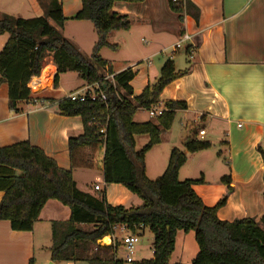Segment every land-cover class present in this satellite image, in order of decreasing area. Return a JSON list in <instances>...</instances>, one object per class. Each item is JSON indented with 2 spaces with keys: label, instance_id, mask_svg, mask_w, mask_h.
Instances as JSON below:
<instances>
[{
  "label": "crops",
  "instance_id": "obj_1",
  "mask_svg": "<svg viewBox=\"0 0 264 264\" xmlns=\"http://www.w3.org/2000/svg\"><path fill=\"white\" fill-rule=\"evenodd\" d=\"M40 1L44 0H0V15L22 19L28 15L41 17ZM57 1L63 17L68 20L62 28L49 23L79 53L90 58L97 41L93 26L89 22L71 20L81 8V0ZM186 1L197 11V20L184 10L181 13L171 11L168 0L116 2L112 11L128 17L130 27L127 31L108 34V45L115 46L113 55L108 59H102L100 55V58L108 63L113 74L126 69L134 73L129 84L131 98L154 85L161 68L169 60L173 62L175 73L185 72L184 76L167 85L159 96L158 106L163 109L170 101L186 105L185 110L175 112L169 130L160 129L159 145L166 143L169 153L178 149L186 154L187 160L179 169L178 180H202L192 188L206 207L215 206L225 195L226 187L220 179L229 173L232 175L233 192L216 213L220 221L231 223L252 219L258 222L264 215L261 197L264 190L261 158V153L264 154V0ZM184 36H188V40L174 50V45ZM7 39V34L0 35V51ZM180 52L185 59L179 63L177 55ZM116 63L120 65L118 70H114ZM55 74V65L46 58L39 77L31 78L27 85L35 101L17 103L14 109L8 105L6 85H0V148L28 142L42 150L59 168L71 170L80 191L91 195L104 193L107 204L113 207L138 206L140 201L124 187L105 185L99 168L71 169L68 140L82 134V121L80 117L61 116L56 106L67 95L82 93L88 86L75 74L79 84L66 91L61 85L65 74L58 76L56 86L53 84ZM136 114L147 117L134 116V123L156 124L157 117H150L148 110L137 109ZM200 131L204 132L202 137ZM193 138L209 143L210 148L186 153L184 142ZM139 140L148 142L146 136H138L135 144ZM82 152L93 154L95 163L102 158L100 150L83 149ZM1 173L5 174L3 170ZM83 177L89 181V189L79 187ZM0 182L3 183L1 178ZM94 187H98V191ZM3 196L0 188V201ZM69 216L68 208L49 200L30 232H15L8 222L0 221V264H29L31 261L32 264H87L84 261L53 263L50 260L51 223L66 222ZM135 235L138 245L133 263L124 262L123 233L116 232L115 240L106 236L97 243L100 247H110L115 259L122 264L153 259L152 234L148 229H142ZM197 253L194 233L179 231L175 235L169 264H192ZM104 254L102 258H106L107 253Z\"/></svg>",
  "mask_w": 264,
  "mask_h": 264
},
{
  "label": "trees",
  "instance_id": "obj_2",
  "mask_svg": "<svg viewBox=\"0 0 264 264\" xmlns=\"http://www.w3.org/2000/svg\"><path fill=\"white\" fill-rule=\"evenodd\" d=\"M124 0H81V8L71 19L92 24L97 41L90 58L84 57L60 32L68 20L63 17L57 0L40 1L43 16L33 19L0 15V35L8 39L0 51V85L7 87L10 108L17 103H33L27 85L31 78L39 77L46 58L56 67L53 84L58 76L77 74L87 86H97L105 101L57 103V112L64 117H80L83 132L68 140L71 169L99 168L105 185H120L135 196L136 207L110 206L104 193L91 195L80 191L71 174L63 170L42 150L28 142L0 148V186L4 196L0 201V221L9 223L15 232H30L37 222L45 203L55 200L70 211L66 222L51 223L50 260L53 263L84 261L87 264H122L115 259L112 249L100 247L98 241L113 236V227L125 226L131 234L148 229L153 236V259L134 264H169L175 235L181 231L193 232L198 253L192 264H264V215L258 222L252 219L234 222L220 221L216 213L225 205L233 192L232 175L220 179L226 187L225 195L213 207L203 205L193 191L202 180H178L179 169L185 164L186 154L172 149L167 166L160 177L149 180L145 175V156L160 143V129L169 130L177 110H185L180 102H166L156 124L134 123L137 109L149 110L159 105L162 90L185 72L175 73L172 61L160 70L154 85L146 87L134 98L130 82L134 73L126 69L113 74L99 52L115 46L107 43V36L114 31H127L128 17L112 11L116 2ZM175 13L193 15L197 11L186 0H168ZM107 71L113 84L101 72ZM96 91V93H97ZM146 136L148 142L135 152V137ZM184 151L194 154L210 148L207 142L189 139ZM83 149L102 151L98 163L93 154H83ZM263 184H264V154ZM1 170L5 174L1 173ZM16 172L18 174H16ZM264 202V190L261 195ZM103 253V254H101ZM102 258L101 255H106ZM108 253H113L109 256ZM32 264V261L29 263Z\"/></svg>",
  "mask_w": 264,
  "mask_h": 264
},
{
  "label": "rangeland",
  "instance_id": "obj_3",
  "mask_svg": "<svg viewBox=\"0 0 264 264\" xmlns=\"http://www.w3.org/2000/svg\"><path fill=\"white\" fill-rule=\"evenodd\" d=\"M34 18L35 16L33 15H28L27 17H25L24 19H29V18ZM73 25V24H71ZM112 49L111 48H102V50L100 51L99 56L101 55L102 59H108L112 57ZM178 62L180 63V60L184 61L185 57L183 56V52H180L178 55ZM183 63V62H182ZM182 65V64H181ZM114 70H118L120 68L119 63H116L114 65ZM102 75L104 77L109 76V74L106 71L101 72ZM61 85L62 87L66 90H72L73 88H75L79 82L78 79L76 78V75L74 73H66L62 79H61ZM31 93V92H30ZM36 94H34L35 96ZM37 96V95H36ZM136 114V113H135ZM135 117H144V119L147 117L146 114H136L134 115ZM141 139V138H140ZM146 144V141H140L136 142L135 144V152H138L144 145ZM154 149V150H152ZM150 150V152H148L145 156V175L149 180H155L158 177H160L162 175V173L164 172L167 163H168V158H169V146L164 143V144H158L153 146ZM81 181L79 182V187L80 188H84V189H89V181L86 180L85 177H83L82 179H80ZM87 182V183H86ZM87 184V187H86ZM92 190V189H91Z\"/></svg>",
  "mask_w": 264,
  "mask_h": 264
},
{
  "label": "built area",
  "instance_id": "obj_4",
  "mask_svg": "<svg viewBox=\"0 0 264 264\" xmlns=\"http://www.w3.org/2000/svg\"><path fill=\"white\" fill-rule=\"evenodd\" d=\"M172 2L174 3L175 0H172ZM188 36H184L181 41H179L178 43H176L174 45V50H177L181 47V44L188 40ZM106 80H110L111 83L113 84V78L112 76H107L105 77ZM96 86V85H94ZM92 88V86H88L87 89H85L84 92L79 93V92H75L72 93L70 95H67L66 99H68L71 102H79L82 103L84 102L87 98L89 99V101L91 102H95V101H100V102H104L105 101V95L100 92L97 91V87L96 89H90ZM97 91V93H96ZM164 111L163 108L161 107H154L148 110L150 117H158L161 115V113ZM199 135L202 137L204 135L203 131L199 132ZM262 147L264 148V142L262 143ZM98 187H94L95 191H98ZM113 232L114 235L116 232H121L124 234V236L121 238V245L124 249L125 252V259L124 262L125 263H133V256L135 253V248L138 245V237L135 234H131L127 231L125 226H118V227H113ZM114 235L112 236V239H114Z\"/></svg>",
  "mask_w": 264,
  "mask_h": 264
},
{
  "label": "bare ground",
  "instance_id": "obj_5",
  "mask_svg": "<svg viewBox=\"0 0 264 264\" xmlns=\"http://www.w3.org/2000/svg\"><path fill=\"white\" fill-rule=\"evenodd\" d=\"M45 72H46V70L43 71V75H42L43 78H44Z\"/></svg>",
  "mask_w": 264,
  "mask_h": 264
},
{
  "label": "water",
  "instance_id": "obj_6",
  "mask_svg": "<svg viewBox=\"0 0 264 264\" xmlns=\"http://www.w3.org/2000/svg\"><path fill=\"white\" fill-rule=\"evenodd\" d=\"M49 264H51V263H49Z\"/></svg>",
  "mask_w": 264,
  "mask_h": 264
}]
</instances>
